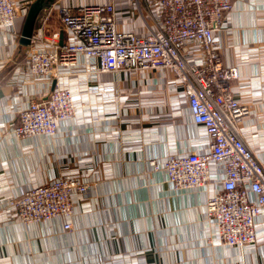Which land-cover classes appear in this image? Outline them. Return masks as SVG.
Returning a JSON list of instances; mask_svg holds the SVG:
<instances>
[{
	"label": "crops",
	"instance_id": "1",
	"mask_svg": "<svg viewBox=\"0 0 264 264\" xmlns=\"http://www.w3.org/2000/svg\"><path fill=\"white\" fill-rule=\"evenodd\" d=\"M11 1L18 16L0 28V264H264V210L256 242L245 248L221 243L208 219L207 201L224 177L221 166H212V185L175 190L167 174L150 165L210 146L172 71L102 73L83 54L74 64L58 65L55 76L29 71L32 50H54L36 36L58 33L59 49L78 42L60 21L61 8L113 4L119 30L146 36L162 22L158 0H46L29 45L23 28L38 0ZM214 45L224 66L239 71L232 93L251 111L241 136L264 160V0H233ZM203 59L200 47L191 45L188 61ZM58 86L74 94L75 116L60 122L53 137H17L20 113ZM60 178L91 184L88 195H74V229H64L66 219L24 225L10 201Z\"/></svg>",
	"mask_w": 264,
	"mask_h": 264
},
{
	"label": "built area",
	"instance_id": "2",
	"mask_svg": "<svg viewBox=\"0 0 264 264\" xmlns=\"http://www.w3.org/2000/svg\"><path fill=\"white\" fill-rule=\"evenodd\" d=\"M162 22L146 36L119 30L113 4L84 6L73 12L61 8L58 17L78 40L58 47L59 34L36 36L42 46L54 50H32L28 54L29 71L35 75L55 76L58 65L76 62L83 54L99 65L102 73L169 70L184 85L195 124L209 138L208 152L171 156L163 170L175 190L200 189L212 185V166L223 170L216 182L217 191L207 201V216L217 227L226 246L245 248L256 242V220L264 210V160H261L241 136V124L250 115V107L238 102L232 83L239 78L237 68L224 66L214 45V36L233 9V0H158ZM11 0H0V28L11 26L18 16ZM203 54L201 64L190 63L191 45ZM77 112L75 96L67 88L57 87L49 97L32 101L19 115L15 134L21 139L55 136L59 123ZM91 184L80 179L60 178L33 188L10 201L19 220L26 226L66 219L64 229H74V195L86 196ZM254 199H253V198Z\"/></svg>",
	"mask_w": 264,
	"mask_h": 264
},
{
	"label": "water",
	"instance_id": "3",
	"mask_svg": "<svg viewBox=\"0 0 264 264\" xmlns=\"http://www.w3.org/2000/svg\"><path fill=\"white\" fill-rule=\"evenodd\" d=\"M51 1V0H47ZM46 0H38L35 4H33L27 14L24 28H23V43L26 45H29L31 43V38L33 36L34 30H35V24L37 21V18L42 11V9L47 6Z\"/></svg>",
	"mask_w": 264,
	"mask_h": 264
}]
</instances>
